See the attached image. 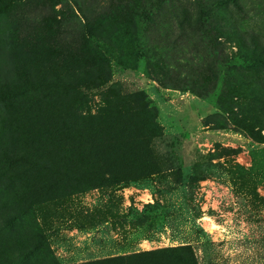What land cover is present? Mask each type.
<instances>
[{"label": "rangeland", "instance_id": "1", "mask_svg": "<svg viewBox=\"0 0 264 264\" xmlns=\"http://www.w3.org/2000/svg\"><path fill=\"white\" fill-rule=\"evenodd\" d=\"M240 1L229 20L264 42V0ZM127 6L0 0V264H264V72L219 69L195 0L146 18L144 60Z\"/></svg>", "mask_w": 264, "mask_h": 264}, {"label": "trees", "instance_id": "2", "mask_svg": "<svg viewBox=\"0 0 264 264\" xmlns=\"http://www.w3.org/2000/svg\"><path fill=\"white\" fill-rule=\"evenodd\" d=\"M175 1L178 0H128V6H134L133 17L137 20V27L135 26V33L137 35L135 44L136 51L140 54L142 59L147 60L146 51L147 48L151 49L153 47L151 42H147L145 36L142 37L144 32H147L151 26H147L149 22H146L153 12L158 10V12H166L165 8H172ZM198 6V18L199 26L201 27L202 34H205L206 41L203 42L207 56H212L213 60L216 62L219 69L224 71L226 75H233L234 78L248 77L244 75V70H249L253 72V75H259V73L264 72V42L262 39L256 35L249 37V42L244 41V36L240 34L236 26L232 21L229 20V12L231 8L240 10L241 1L240 0H195ZM137 6V8H136ZM78 15H76V21H73L74 27L78 32L83 33L84 36L90 40V42L98 49L105 52L111 50L110 46L107 44V40L98 36L93 31V27L90 21L82 16L80 10L76 8ZM155 15V14H154ZM153 16V15H152ZM184 23L188 25L185 18ZM151 24V23H150ZM153 26V24H151ZM184 25V24H183ZM178 22L179 30H182V26ZM206 25V26H205ZM228 31L229 34H224ZM224 35V36H223ZM223 37H230L234 42H236V55L230 59L224 58L223 51L220 47L219 39ZM146 41V47L143 46V42ZM196 49V48H195ZM182 51V50H180ZM197 53V49H196ZM80 95V94H79ZM27 156V155H26ZM4 164L7 166V170L11 171V167L18 163H28L33 167H44L47 171L54 172L56 176H66L71 177L72 174L67 168V164L61 161H55L48 158V160L43 161L42 159H26L25 156L17 154L16 152H4ZM50 169H49V166ZM242 170V169H241ZM7 174H4L6 181ZM20 174H16L17 178ZM105 181L110 182L116 180V177L104 178ZM16 179H12L8 182L7 188L4 189V194L10 193V190L14 191L16 189Z\"/></svg>", "mask_w": 264, "mask_h": 264}]
</instances>
